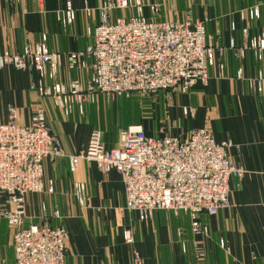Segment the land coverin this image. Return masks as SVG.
<instances>
[{
    "label": "crops",
    "instance_id": "crops-1",
    "mask_svg": "<svg viewBox=\"0 0 264 264\" xmlns=\"http://www.w3.org/2000/svg\"><path fill=\"white\" fill-rule=\"evenodd\" d=\"M67 2L75 11V19L72 24L63 26L57 14L65 10ZM102 2L0 0V52L20 53L26 45L41 43L42 37L51 52L82 51L91 42L87 30L98 24L97 9ZM140 2L144 5L142 15L147 18L151 17L148 5L159 4L157 20L191 18L203 22L214 48V65L208 70L206 84L197 82L184 93L158 92L148 104L152 107L153 103L150 117L143 119L133 96L120 98L118 106H114L113 102L106 105L101 94L95 96L93 103L84 104L82 113L74 108L69 116H64L50 98L37 93L39 78L33 69L17 71L6 67L0 70V124L7 121L11 108L15 109L17 121L22 126H29L32 114L43 109L47 125L59 139L63 152L62 157L42 163L43 193L24 197V227L43 222L42 206L48 214L58 210L61 220L51 219L50 223L61 225L67 232L65 264H133V249L144 264H264V91L257 94L246 83V79L254 78L258 73L264 77V62L257 61L245 47L248 38L264 36V0ZM85 7L92 10L90 16L84 12ZM256 8L258 18L251 19L248 12ZM134 14V10H118L110 19ZM244 29L247 30L246 37L242 33ZM230 40L234 41L236 49L229 48ZM220 64L224 66L222 73ZM239 69L243 80L236 78ZM89 71L69 72L63 60L56 82L67 84L78 80L86 87ZM45 84L49 86L52 82ZM97 97L103 101L97 103ZM121 99L126 103L131 101L137 107L138 118L120 125L116 139L111 141L105 138L102 129L85 117H90L96 110L99 113L112 111L119 107ZM175 108L181 116H199L202 122L183 133L167 128L164 120ZM184 108L189 114H184ZM134 125H140L145 135L153 138L171 135L185 139L192 130L207 128L215 142L230 141L234 145L228 150V156L245 171V175L240 182L230 178L229 208L214 216H200L208 230L207 236H192L189 218L167 210L154 211L148 220L139 221L136 212L125 208L124 185L115 171L104 175L95 163L84 160L79 161L74 172L70 171L68 158L85 148L93 130L99 129L105 148L110 149L118 144L120 131ZM49 182L53 184L51 194L47 192ZM76 182L85 185L89 198L86 208L79 206L75 199L73 184ZM124 230L132 231V246L124 243ZM13 234L14 229L0 219V264H15ZM220 240L227 244V250L220 248ZM181 241L186 245L185 252L181 249ZM195 244L200 246L202 258L195 256Z\"/></svg>",
    "mask_w": 264,
    "mask_h": 264
},
{
    "label": "built area",
    "instance_id": "built-area-1",
    "mask_svg": "<svg viewBox=\"0 0 264 264\" xmlns=\"http://www.w3.org/2000/svg\"><path fill=\"white\" fill-rule=\"evenodd\" d=\"M143 8L140 0H103L97 9L98 24L87 30L91 42L84 50L54 53L42 37L41 43L26 45L20 53L0 52V70L33 69L39 78L37 93L50 98L64 116L74 108L82 113L83 105L93 103L97 94L128 99L160 91L184 93L197 82L206 84L208 70L214 65V48L203 22L191 18L157 20L159 4L148 5L151 17L147 18L142 15ZM118 10H134L135 14L110 19ZM84 12L90 16L92 10L85 7ZM248 15L258 18L259 11L251 9ZM57 19L63 26L73 23L75 11L69 2ZM242 33L246 37L247 30ZM245 47L257 61L264 62L263 35L248 38ZM229 48L236 49L233 40ZM63 60L69 72L90 70L86 87L78 80L56 82ZM218 67L222 73L224 66ZM236 78L243 80L240 69ZM47 81L52 84L46 86ZM246 83L251 91L263 93L261 73ZM183 112L189 114L186 108ZM233 147L230 141L215 142L207 128L192 130L185 139L171 135L153 138L134 125L120 131L118 144L110 149L105 148L101 132L93 130L85 148L68 161L71 172L81 160L95 163L104 175L117 172L124 185L125 208L136 212L139 221L148 220L157 210L183 214L189 218L191 235L197 237L208 234L200 216H214L229 208L230 178L240 182L245 175L228 156ZM62 156L61 143L51 133L43 109L32 114L29 126L20 125L15 109L9 110L7 121L0 124V219L14 229L15 264H65L67 232L50 223L51 219L61 220L58 210L48 214L42 206L43 222L24 227V197L44 191L43 161ZM73 190L79 206L88 207L85 185L76 182ZM47 192H53L52 182ZM122 238L126 245L134 244L131 230H124ZM219 246L227 250L223 240ZM181 249L186 251L182 241ZM193 249L197 258L204 256L198 244ZM132 257L133 264H144L134 249Z\"/></svg>",
    "mask_w": 264,
    "mask_h": 264
},
{
    "label": "rangeland",
    "instance_id": "rangeland-1",
    "mask_svg": "<svg viewBox=\"0 0 264 264\" xmlns=\"http://www.w3.org/2000/svg\"><path fill=\"white\" fill-rule=\"evenodd\" d=\"M157 94L153 95H148V96H143V95H132L133 99L137 103L138 111L140 110V115L141 119L145 118V116L150 117L152 111H153V103L152 107H150L152 100L156 97ZM99 96V95H97ZM104 98V103L106 105H109L111 102L114 103V106H118L117 102L120 98L123 97H107V96H102ZM101 97H97V103L100 101H103ZM114 100V101H113ZM116 100V101H115ZM124 99H121V104L119 107L114 108L112 111H105L102 113L97 112L98 110L94 111V113L88 117L86 116L85 118L97 126V128L102 129L105 135L106 139H110L111 141L116 139L117 135V128L120 125H125L127 123H132L138 118V112H137V107L133 106L132 102L129 101L126 103V101H123ZM145 100H148V103L145 102ZM150 101V102H149ZM177 108L174 109V112H170V115H168V118L164 120L165 126L171 127L175 129L176 132L178 133H183L186 132L189 127L196 126L202 122V118L199 116L195 117H183L180 114L177 113L176 111ZM98 129V130H99ZM164 129H166L164 127ZM97 130V131H98ZM102 138V135H101Z\"/></svg>",
    "mask_w": 264,
    "mask_h": 264
}]
</instances>
